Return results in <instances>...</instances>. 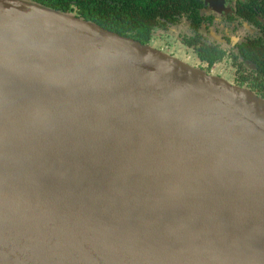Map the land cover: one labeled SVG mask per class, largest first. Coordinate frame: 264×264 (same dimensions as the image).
I'll return each instance as SVG.
<instances>
[{"label": "water", "instance_id": "1", "mask_svg": "<svg viewBox=\"0 0 264 264\" xmlns=\"http://www.w3.org/2000/svg\"><path fill=\"white\" fill-rule=\"evenodd\" d=\"M0 264H264V100L0 0Z\"/></svg>", "mask_w": 264, "mask_h": 264}, {"label": "flooded vegetation", "instance_id": "2", "mask_svg": "<svg viewBox=\"0 0 264 264\" xmlns=\"http://www.w3.org/2000/svg\"><path fill=\"white\" fill-rule=\"evenodd\" d=\"M97 5L101 23L123 34L103 29L264 100V0H97Z\"/></svg>", "mask_w": 264, "mask_h": 264}, {"label": "trees", "instance_id": "3", "mask_svg": "<svg viewBox=\"0 0 264 264\" xmlns=\"http://www.w3.org/2000/svg\"><path fill=\"white\" fill-rule=\"evenodd\" d=\"M34 2L41 4L45 7L54 9L59 12L77 14V16L86 21L95 23L106 29L114 32H120L116 27L106 26L101 23L100 10L101 6L97 5V0L90 2V6L86 5V0H33ZM75 3H72V2ZM123 34V33H122Z\"/></svg>", "mask_w": 264, "mask_h": 264}, {"label": "rangeland", "instance_id": "4", "mask_svg": "<svg viewBox=\"0 0 264 264\" xmlns=\"http://www.w3.org/2000/svg\"><path fill=\"white\" fill-rule=\"evenodd\" d=\"M180 58V57H179ZM183 60H185V59H183Z\"/></svg>", "mask_w": 264, "mask_h": 264}]
</instances>
